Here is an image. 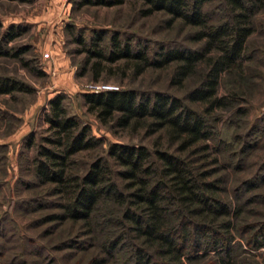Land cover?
I'll use <instances>...</instances> for the list:
<instances>
[{
  "label": "trees",
  "instance_id": "obj_1",
  "mask_svg": "<svg viewBox=\"0 0 264 264\" xmlns=\"http://www.w3.org/2000/svg\"><path fill=\"white\" fill-rule=\"evenodd\" d=\"M125 1L77 0V5L113 7ZM137 1L142 17L162 12L167 16V27L178 20L192 28L188 40L200 46L163 47L150 58L140 46L132 48L131 39L122 41L119 32L94 30L87 43L76 39L86 53L84 64L89 65L93 80L111 69L101 65L103 61L112 64L122 59L133 62L131 69L136 76L149 67L172 66L169 84L180 88L192 80L191 87L180 97L131 88L87 91L81 97L86 110L101 124L131 130L144 127L148 134L161 132L168 147L149 149L112 143L105 151L106 157L91 161L84 173H77L74 157L93 150L100 141L86 124L67 112L61 95L53 96L44 115L46 135L40 138L31 158L34 177L48 186L49 196L61 200L56 206L59 211L44 217V222H80L83 233L78 237L86 239L91 238L93 226L116 225L119 230L102 241L101 253L109 257L127 239L133 247V264H151L153 254L161 264H183L184 256L204 258L207 251L221 252L206 264H236L231 255L234 236L246 234L252 226L240 228L234 224L242 214L241 207L220 197L226 193L221 186L225 179L214 177L215 170L204 165L218 164L221 148L230 147L234 139L240 138L241 152L248 147L234 132L241 125L239 117L246 118L247 110L241 103L248 102L254 86L255 72H249L254 53L250 38L256 32L253 17L264 10V0H223L227 17L219 22H212L210 12L204 8L211 0ZM23 31L18 23H10L0 31V58L22 61L26 48L9 43ZM106 34L107 53L101 45ZM92 59L94 62H90ZM30 92L24 82L0 75V95ZM189 104L199 105L200 109ZM221 112L229 114L224 124L232 132L226 137L215 126L216 115ZM28 141L30 146L32 141ZM255 188L257 185L248 178L240 181L238 190L247 193ZM106 201L113 205L107 207L111 212L100 215ZM263 230L264 224L246 239L249 248L264 244L260 240ZM199 251L201 254H197ZM243 261L239 264H252ZM92 264H103V259L92 260Z\"/></svg>",
  "mask_w": 264,
  "mask_h": 264
},
{
  "label": "rangeland",
  "instance_id": "obj_2",
  "mask_svg": "<svg viewBox=\"0 0 264 264\" xmlns=\"http://www.w3.org/2000/svg\"><path fill=\"white\" fill-rule=\"evenodd\" d=\"M64 3L65 7L68 6L67 14L60 20L42 26L18 23L25 31L9 44L26 48L21 55L22 61L0 58V75L18 79L31 88L28 94L0 95V264H92V260L100 259H103V264H133V247L127 244V239L119 243L109 257L101 253L102 241L119 230L116 225L93 226L91 238L86 239L78 237L83 233L80 222L76 225L68 221L44 222V217L59 211L56 206L61 202L59 198L49 196L48 186L41 184L32 173L31 158L35 154V146L46 135L44 115L48 101L55 95H61L67 112L86 124L91 135L100 141L93 150L74 157V171L77 173H84L91 161L106 157L105 151L112 143L143 145L149 149L154 146L167 148L161 132L148 134L144 127L131 130L101 124L86 110L81 95L87 92L88 84L95 83L146 92L159 90L180 97L191 87L192 80H187L183 87H172L168 81L172 66L162 69L149 67L136 76L131 69L133 62L121 59L112 64L103 61L101 65L111 69L108 72L104 70L94 81L89 65L84 64L86 53L76 39L81 38L87 43L94 30H104L108 34L119 32L122 41L131 39L132 48L140 46L150 58H154L163 47L197 48L200 43L188 40L192 28L183 26L178 20L167 27V16L162 12L142 17L139 14L141 3L137 0H126L113 7L78 6L77 0ZM204 8L210 12L212 22L227 17L223 0H211ZM21 9L17 3L0 0V31L8 22L3 17L17 14ZM253 21L256 32L250 38L254 53L249 72H255L252 78L254 86H251L248 102L241 103L247 110L246 118L239 117V131L234 129L248 147L244 153L241 152L240 138L234 139L230 147L221 148L218 164L204 165L216 171L214 177L225 179V185L221 186L225 187L226 193L220 197L231 199L235 206L241 207L242 214L234 224L241 225L240 228L252 226L246 234L234 236L231 255L233 263L238 264L240 260L264 264V244L257 249L246 244V239L257 234L264 224V181L259 184L264 180V10L258 11ZM108 34L101 42L105 53L109 50ZM44 54L47 57H43ZM222 90L223 87L219 93ZM189 106L200 109L196 104ZM216 116L217 132L226 137L232 132L224 124L229 114L221 112ZM28 140L32 141L30 146ZM248 178L257 188L247 193L238 190L240 181ZM103 205L106 212L102 210L100 215L109 214L111 211L107 207L113 205L109 201ZM118 213L116 209L115 215ZM260 240L264 241V236ZM218 252L207 251L204 258L197 259L190 254L182 258V263L206 264ZM160 260L153 254L151 264H161Z\"/></svg>",
  "mask_w": 264,
  "mask_h": 264
},
{
  "label": "crops",
  "instance_id": "obj_3",
  "mask_svg": "<svg viewBox=\"0 0 264 264\" xmlns=\"http://www.w3.org/2000/svg\"><path fill=\"white\" fill-rule=\"evenodd\" d=\"M20 5L17 14L3 17L10 23L27 22L37 26L60 20L67 14V7L63 0H7ZM67 4V3H66Z\"/></svg>",
  "mask_w": 264,
  "mask_h": 264
},
{
  "label": "built area",
  "instance_id": "obj_4",
  "mask_svg": "<svg viewBox=\"0 0 264 264\" xmlns=\"http://www.w3.org/2000/svg\"><path fill=\"white\" fill-rule=\"evenodd\" d=\"M64 2H68V0H63ZM43 57H47V54H44ZM87 91L93 92V93H98V92H103V91H108V90H116L117 87L111 86L108 84H88L86 86Z\"/></svg>",
  "mask_w": 264,
  "mask_h": 264
}]
</instances>
